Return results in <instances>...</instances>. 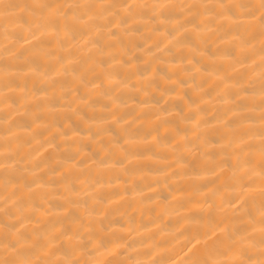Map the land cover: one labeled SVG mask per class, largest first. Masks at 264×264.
Masks as SVG:
<instances>
[{
    "label": "bare ground",
    "instance_id": "1",
    "mask_svg": "<svg viewBox=\"0 0 264 264\" xmlns=\"http://www.w3.org/2000/svg\"><path fill=\"white\" fill-rule=\"evenodd\" d=\"M0 264H264V0H0Z\"/></svg>",
    "mask_w": 264,
    "mask_h": 264
}]
</instances>
